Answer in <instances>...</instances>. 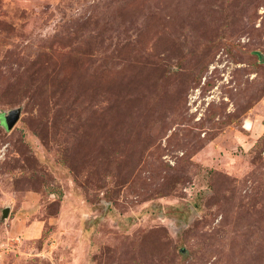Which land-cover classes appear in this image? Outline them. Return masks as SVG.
Instances as JSON below:
<instances>
[{
    "label": "rangeland",
    "instance_id": "rangeland-1",
    "mask_svg": "<svg viewBox=\"0 0 264 264\" xmlns=\"http://www.w3.org/2000/svg\"><path fill=\"white\" fill-rule=\"evenodd\" d=\"M258 52L264 0H0V264H264Z\"/></svg>",
    "mask_w": 264,
    "mask_h": 264
},
{
    "label": "water",
    "instance_id": "water-1",
    "mask_svg": "<svg viewBox=\"0 0 264 264\" xmlns=\"http://www.w3.org/2000/svg\"><path fill=\"white\" fill-rule=\"evenodd\" d=\"M259 55V60L264 63V53L262 52H258ZM19 114H20V110L19 109H13L11 110L8 114L5 115L6 117V127L8 129H10L11 127H13V125L16 123V121L19 119ZM4 216H7L9 213V208H5L4 211Z\"/></svg>",
    "mask_w": 264,
    "mask_h": 264
},
{
    "label": "trees",
    "instance_id": "trees-1",
    "mask_svg": "<svg viewBox=\"0 0 264 264\" xmlns=\"http://www.w3.org/2000/svg\"><path fill=\"white\" fill-rule=\"evenodd\" d=\"M0 117H1V114H0ZM4 117H5V115L3 114L2 117H1V123H5V122H3V121H5V120H4ZM5 126H6V125H5Z\"/></svg>",
    "mask_w": 264,
    "mask_h": 264
}]
</instances>
